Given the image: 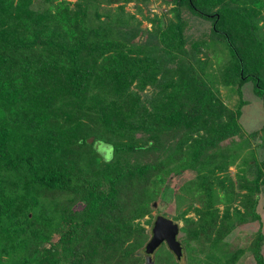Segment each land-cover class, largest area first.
Returning a JSON list of instances; mask_svg holds the SVG:
<instances>
[{"label": "trees", "instance_id": "trees-1", "mask_svg": "<svg viewBox=\"0 0 264 264\" xmlns=\"http://www.w3.org/2000/svg\"><path fill=\"white\" fill-rule=\"evenodd\" d=\"M33 1L0 0V264H181L183 250L187 264H235L244 248L225 237L259 217L264 158L247 182L245 209L220 211L212 164L219 142L241 132L245 100L228 107L197 69L203 40L187 49L181 7L211 19L224 39L233 59L224 81L252 80L264 96V38L254 36L255 12L240 5L260 10L264 0H173V19L149 18L140 43L139 24L114 21L124 3L147 0H99L123 2L97 18L94 0ZM97 139L106 142L98 152L115 145L111 163L98 162ZM185 169L196 176L180 188L195 196L174 194L189 201L174 214L183 220L181 256L163 242L147 262L151 228L139 219L164 199L171 171ZM194 197L202 203L196 217L186 215ZM263 244L258 228L248 245L254 264H264Z\"/></svg>", "mask_w": 264, "mask_h": 264}, {"label": "rangeland", "instance_id": "rangeland-1", "mask_svg": "<svg viewBox=\"0 0 264 264\" xmlns=\"http://www.w3.org/2000/svg\"><path fill=\"white\" fill-rule=\"evenodd\" d=\"M121 2L123 1L104 3L99 0H94L89 4V13L92 16L96 15V18L98 14H102V16H104V14L112 15L114 12L120 11L117 7ZM231 4L235 5L236 1H232ZM32 5L35 7L45 6L43 0H34ZM240 5L249 7L250 11L252 10V12H255L254 17H252V21L255 20L257 25L254 36L263 39L264 8L260 10L254 9V7H257L253 2L242 3ZM174 6L175 3L173 0H147L145 2L128 1L124 3L123 9L125 12H122L121 17L115 19L114 23L116 27L120 28L126 25L131 26L139 24L143 30L134 40L140 43L145 38L144 31L153 28L149 18L160 20L163 25H166L173 19ZM219 6H221V4L213 7L212 11L215 12ZM181 15L186 21L183 33L186 37L185 46L187 49L191 50L193 48L192 42L196 41L198 43V41L201 42L203 40L202 43H198L199 51L197 56L199 59L193 61L197 69L201 71V74L209 81L219 97L228 107L235 109L239 104L240 98L245 100L240 107L241 113L237 117L241 126V132L219 142V153L212 164L214 166V171L212 172L213 175H211L212 181L216 183L213 186L215 192L218 193V196H216L218 200L214 202L215 205L219 207V210L222 211L227 204L229 210H232L233 207H240V210L243 211L245 207L241 204V200L246 201V199H250L252 196V193L248 195L247 182L253 179L256 173V166L259 165L264 158V129H262L264 126V96L258 95L255 92L254 82L252 80H248L241 85L237 83H226L224 81L228 68L233 64V59L224 39L211 32V19L193 13L186 6L181 7ZM115 26L113 28L114 32L117 31ZM151 90L152 87L147 85L145 89L140 90V93L142 97H145V94L150 93ZM222 160H224V162L220 163ZM195 176V170L185 169L178 174H174V172L171 171L168 175L170 186H167L163 191L164 199L158 196L154 202L151 213L140 218L139 222L147 228H151L156 215L162 214L178 222L179 226L182 225L183 220L181 218H174V214H177L179 210L176 207L184 210L189 201H179L174 194L178 192L183 196H195V191L193 189H190L188 193H186V191H184L185 193L180 191L182 185L185 182L188 183L187 181ZM216 181L221 184L218 186ZM257 193L255 212L259 214V217H255L244 223H237L225 237L229 242L230 248H244V252H242L235 264H254L256 261L253 251L248 245L251 243L252 238L255 237L258 228L264 232L263 188L259 189ZM226 194L228 198H226ZM221 197L224 198L222 201H220ZM163 200H165V202ZM200 201L201 199L194 197L192 206L189 208L186 215L196 217L194 208L201 207L202 203ZM77 206L79 207L78 204ZM244 214L251 216V213L248 212ZM150 218L152 222H146V220H150ZM181 237L182 232H179L178 238L180 239ZM159 246L155 250L159 249ZM183 252L179 261L181 264H187L185 251L183 250ZM261 253L264 258V244L261 246ZM152 254L150 255L152 256ZM147 257L148 255H146L145 259L148 262L149 260H147Z\"/></svg>", "mask_w": 264, "mask_h": 264}, {"label": "water", "instance_id": "water-1", "mask_svg": "<svg viewBox=\"0 0 264 264\" xmlns=\"http://www.w3.org/2000/svg\"><path fill=\"white\" fill-rule=\"evenodd\" d=\"M178 231V222L168 216L157 214L151 227V236L145 244V252L149 253L147 260L151 259L150 254L162 242H166L168 247L176 254L177 258H180L182 246L177 238Z\"/></svg>", "mask_w": 264, "mask_h": 264}, {"label": "clouds", "instance_id": "clouds-1", "mask_svg": "<svg viewBox=\"0 0 264 264\" xmlns=\"http://www.w3.org/2000/svg\"><path fill=\"white\" fill-rule=\"evenodd\" d=\"M106 143L100 139H97L93 144V151H97L96 145ZM97 155L99 157V163H111L112 160L115 159V145L109 144L104 152H98Z\"/></svg>", "mask_w": 264, "mask_h": 264}]
</instances>
